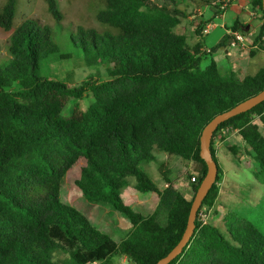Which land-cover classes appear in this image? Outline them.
<instances>
[{
	"label": "trees",
	"instance_id": "16d2710c",
	"mask_svg": "<svg viewBox=\"0 0 264 264\" xmlns=\"http://www.w3.org/2000/svg\"><path fill=\"white\" fill-rule=\"evenodd\" d=\"M188 1L224 12V0H99L96 19L106 26L71 29L74 54L61 51L50 26L35 18L14 27L17 0H5L0 27L11 34L9 57L0 60V264H116L120 257L129 264H156L177 244L207 170L199 155L203 127L264 88V67L240 78L230 69L222 73L214 58L200 54L208 22L199 19L196 40L188 42L178 29L186 16L180 5ZM247 1L261 19L253 55L264 50V11L262 0ZM45 2L62 22L57 1ZM244 27L235 20L229 29ZM231 38L226 33L211 50L225 49ZM72 57L88 68L104 67L107 77L68 83L40 72L48 60ZM86 96L91 101L83 109L79 102ZM225 127L239 136L256 172L264 174L263 100L213 132L210 149L218 173L199 208L206 214L215 207L224 177L214 138ZM225 145L237 153V146ZM156 153L192 164L186 173L190 198ZM151 161L165 181L162 189L143 167L149 170ZM77 164L74 184L86 200L104 202L129 220L130 229L118 241L61 200L64 176ZM130 176L138 191L158 197L152 213L134 210L121 196ZM223 223L225 232L197 216L190 241L168 264H264V234L232 211L224 213Z\"/></svg>",
	"mask_w": 264,
	"mask_h": 264
},
{
	"label": "rangeland",
	"instance_id": "374dc122",
	"mask_svg": "<svg viewBox=\"0 0 264 264\" xmlns=\"http://www.w3.org/2000/svg\"><path fill=\"white\" fill-rule=\"evenodd\" d=\"M59 9L63 13L62 22L58 23L48 12L45 0H17L16 12L14 17V27L23 19L32 17L42 24L50 26L54 41L60 46L61 51L76 50L71 44L68 36L71 29L81 24L85 27H94L103 30L105 24L96 19V13L102 9L99 0H56ZM239 0H230L227 8L222 14H215L212 6L201 5L197 1H188L187 4L180 5L185 10L186 16L181 19L178 29L186 34L188 42L193 43L196 40L193 29L199 19L210 22L214 27L208 34L202 35L201 43L208 48H214L222 42L227 29H229L234 20L236 12V2ZM5 0H0V9ZM247 4V3H246ZM245 7V6H244ZM194 9L197 11L194 13ZM258 18V15H255ZM243 32V31H242ZM11 34V30L6 31L0 27V60L7 59L8 53L6 44ZM252 35L248 31L245 47H232L227 41L223 44L226 48H217L206 55V58H214L222 73L229 69L242 78L244 75H252L260 68L264 67V50L258 49L251 55L250 50L256 49L251 39ZM73 54V56H75ZM40 72L50 73L68 83H77L82 79L92 75L96 79H105L107 73L104 67L95 69L83 66L80 59L72 57L70 59L48 60L41 65ZM91 101V96H86L79 102L81 108H85ZM226 143L237 146L238 151L233 154L226 147ZM216 153L219 165L224 171L223 180L218 184L220 188L219 197L215 207L208 213V220L212 224L224 230L223 215L227 211H232L236 215L250 221L261 233L264 234V174L256 172L257 167L249 154L244 152V145L239 136L234 132H229L224 139L216 145ZM158 160L164 163L172 171L171 179L175 186L186 197L192 196V190L187 181L186 173L191 169L192 164L177 157L169 156L165 153H156ZM82 162H80L81 164ZM146 172L158 185L163 188L165 181L159 173L157 161L149 163V170ZM79 174V164L72 166L64 176L60 190L61 200L73 205L84 213L92 223L99 229L109 234L114 240L123 238L130 229V222L122 213L114 210L106 203H91L82 194L74 184V178ZM121 196L129 202L132 208L144 215L150 214L156 207L158 197L152 192L144 193L135 188L134 177H127L126 184L120 190ZM215 210V212H214ZM235 222V221H233ZM116 264H129L125 257H120Z\"/></svg>",
	"mask_w": 264,
	"mask_h": 264
},
{
	"label": "water",
	"instance_id": "95a60500",
	"mask_svg": "<svg viewBox=\"0 0 264 264\" xmlns=\"http://www.w3.org/2000/svg\"><path fill=\"white\" fill-rule=\"evenodd\" d=\"M262 9L264 11V0H262ZM264 100V88L257 94L243 100L232 108L215 115L202 129L200 135V150L199 155L205 161L207 170L202 178L199 186L194 194L193 200L191 202L186 227L184 232L177 242V244L162 258H160L156 264H168L172 259L182 253L184 247L190 241V238L195 229V219L198 209L200 208L202 201L212 184L215 182L218 173V167L216 161L213 159L210 145L213 132L217 126L229 119L232 116L245 112L246 110L252 108L256 104Z\"/></svg>",
	"mask_w": 264,
	"mask_h": 264
},
{
	"label": "built area",
	"instance_id": "2783aa9c",
	"mask_svg": "<svg viewBox=\"0 0 264 264\" xmlns=\"http://www.w3.org/2000/svg\"><path fill=\"white\" fill-rule=\"evenodd\" d=\"M230 2V0H224L223 3H221L220 8L225 10L227 7V4ZM214 27L213 24H211L210 22H208L207 24H205L204 29H203V35L208 34V32ZM226 33L230 34L232 36V38L229 41V45L232 47H236V46H242L245 47V43H246V36L244 35L245 32H242L240 30L237 31H231L230 29H227ZM255 32H251L249 35L254 34ZM253 41V39H251L250 43ZM211 48L202 46L200 49V54H202L203 52H205V54H209L211 53ZM227 132H230L229 129L227 127L221 129V132L219 134V136L214 138V146L216 148L217 143L221 140V135H225L227 134ZM191 180H194V177L192 176ZM198 216V220H200L201 222H205L208 220V214L205 213L204 209H198L196 217Z\"/></svg>",
	"mask_w": 264,
	"mask_h": 264
},
{
	"label": "crops",
	"instance_id": "0c3cea01",
	"mask_svg": "<svg viewBox=\"0 0 264 264\" xmlns=\"http://www.w3.org/2000/svg\"><path fill=\"white\" fill-rule=\"evenodd\" d=\"M236 3L237 14L234 16L233 20H237L240 24L245 26L243 32L248 31V34L256 32L261 22L259 15L251 8L247 0H239ZM255 15H258V18H256Z\"/></svg>",
	"mask_w": 264,
	"mask_h": 264
}]
</instances>
